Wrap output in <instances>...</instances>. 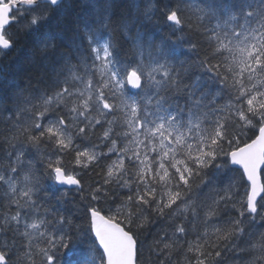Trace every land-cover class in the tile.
I'll list each match as a JSON object with an SVG mask.
<instances>
[{
    "label": "snow or ice",
    "instance_id": "snow-or-ice-1",
    "mask_svg": "<svg viewBox=\"0 0 264 264\" xmlns=\"http://www.w3.org/2000/svg\"><path fill=\"white\" fill-rule=\"evenodd\" d=\"M90 7L0 0V264H264V0Z\"/></svg>",
    "mask_w": 264,
    "mask_h": 264
},
{
    "label": "trees",
    "instance_id": "trees-1",
    "mask_svg": "<svg viewBox=\"0 0 264 264\" xmlns=\"http://www.w3.org/2000/svg\"><path fill=\"white\" fill-rule=\"evenodd\" d=\"M93 2L94 0H79L82 19H89L91 12L90 5ZM86 5H89V7H86ZM52 27L53 29L62 27V22L55 20L53 21ZM38 64L39 57L33 53V45L22 42L20 45H17L15 49L6 51V53L0 57V80H6L8 85L16 84L20 87H25L26 83L29 81V77L36 74V66ZM31 82L35 84V80ZM5 90H7V86ZM0 151H2V149H0ZM95 171H99V169H94L93 173H95ZM97 178L98 177L94 174L89 176L87 172L84 176L86 181Z\"/></svg>",
    "mask_w": 264,
    "mask_h": 264
}]
</instances>
